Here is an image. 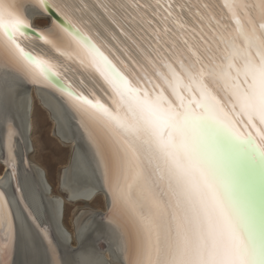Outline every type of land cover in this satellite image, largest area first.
Segmentation results:
<instances>
[{
    "label": "snow or ice",
    "instance_id": "obj_1",
    "mask_svg": "<svg viewBox=\"0 0 264 264\" xmlns=\"http://www.w3.org/2000/svg\"><path fill=\"white\" fill-rule=\"evenodd\" d=\"M83 12L103 45L80 26ZM33 36L86 73L85 90L26 49ZM0 69L50 84L77 118L120 238L114 264H264V0H0ZM0 150L18 190L20 165H32L7 90ZM82 187L66 176L60 219L22 205L49 264H72L62 247L74 256L94 243V232L75 248L54 235ZM22 239L0 191V264H17Z\"/></svg>",
    "mask_w": 264,
    "mask_h": 264
},
{
    "label": "bare ground",
    "instance_id": "obj_2",
    "mask_svg": "<svg viewBox=\"0 0 264 264\" xmlns=\"http://www.w3.org/2000/svg\"><path fill=\"white\" fill-rule=\"evenodd\" d=\"M57 2L77 5L80 0H57ZM85 2L93 3L94 0H85ZM76 15L84 31L103 45L104 41L108 39L106 33L91 20L87 12ZM34 27H39V25H34ZM23 43L26 49L35 55L50 60L56 71L61 73V79L71 83L77 90H85V86L81 84V79L86 78V73H83L78 67H74L71 62L57 54L35 36L25 39ZM105 50L108 51L107 48ZM113 58L115 59V56ZM117 63L119 66L118 60ZM5 90L13 97L17 120L28 142V160L32 165L31 170L27 168L26 164L20 165V188L18 190L13 187L12 178L6 177L3 166H0V191H6L22 229V243L14 256L17 264H49L50 254L28 225L23 215L22 205L25 202L30 205L41 221H48L49 210L57 216V219H60L57 215V193L69 173H74L79 180L83 181V187L80 189L79 197L67 202L73 203L75 207L71 219L72 229L66 225L64 220L66 203L63 207V222L56 228L54 235L63 244L71 245L73 248L76 247V244L73 243L74 240L82 242L89 233L93 232L95 236L93 244L81 249L74 256H67L66 249L63 247L59 250L60 256L72 261V264H114V262L119 261L121 259L120 238L105 220L107 202L96 173L95 159L74 113L65 107L63 97L58 91L53 90L50 84L46 86L37 85L21 75L14 72L5 74L3 69H0V95ZM36 103H39L42 110L50 118L54 135L60 142L68 145L71 150L67 163L59 171L58 191L53 189L51 185L48 170L38 155L39 150L33 139V134L38 131V124L35 120ZM2 155V150H0V158ZM21 192L25 200L18 201L17 197ZM98 192L101 194L96 195ZM42 193L44 194L42 195ZM99 197L103 198L105 202L104 209L86 211L87 206ZM80 203L84 205L79 206ZM65 230L69 233L67 238H65Z\"/></svg>",
    "mask_w": 264,
    "mask_h": 264
},
{
    "label": "rangeland",
    "instance_id": "obj_3",
    "mask_svg": "<svg viewBox=\"0 0 264 264\" xmlns=\"http://www.w3.org/2000/svg\"><path fill=\"white\" fill-rule=\"evenodd\" d=\"M35 120L38 124V131L33 134V139L39 150L38 155L48 170L49 180L53 186V189L58 191L59 171L63 165L67 163L71 150L68 145L60 142V140L57 139V136L54 135V129L51 120L42 110V107L39 105V103H36ZM83 205V203L79 204V206ZM104 207L105 202L103 198L99 197L96 199V201L91 202L90 205L87 206L86 211H89V209H104ZM74 209L75 207L73 206V203H67L65 205L64 220L70 229H72L71 219L73 217Z\"/></svg>",
    "mask_w": 264,
    "mask_h": 264
}]
</instances>
